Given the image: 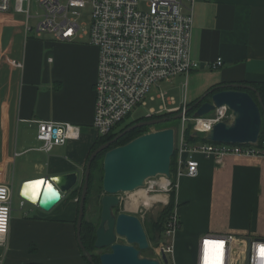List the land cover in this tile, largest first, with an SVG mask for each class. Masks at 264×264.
<instances>
[{
    "label": "crops",
    "instance_id": "crops-1",
    "mask_svg": "<svg viewBox=\"0 0 264 264\" xmlns=\"http://www.w3.org/2000/svg\"><path fill=\"white\" fill-rule=\"evenodd\" d=\"M191 56L201 69L188 82L199 94L219 84H264V0H197ZM220 58L223 66L209 67ZM98 60V48L88 42L39 39L24 33L22 17L0 14V184L13 190L3 264H87L76 235L79 202L71 192L50 212L32 204L36 209L24 217L16 219L13 212L17 186L18 193L31 181L53 186L57 176L85 171L99 138L93 128ZM37 120L74 124L81 136L45 152ZM194 157L198 175L183 169L174 190L181 224L173 241L174 264H196L205 234L264 238V155L228 156L222 164ZM163 197L167 203L170 194Z\"/></svg>",
    "mask_w": 264,
    "mask_h": 264
},
{
    "label": "built area",
    "instance_id": "built-area-1",
    "mask_svg": "<svg viewBox=\"0 0 264 264\" xmlns=\"http://www.w3.org/2000/svg\"><path fill=\"white\" fill-rule=\"evenodd\" d=\"M34 0H0V14H14L24 19V33L60 43L88 42L98 48V74L94 86L95 116L93 128L99 137L107 136L123 124L139 107L145 104L153 88H159L157 99L164 104L159 112L153 110L150 117L164 113H184L181 119V134L178 148L176 182L168 180L166 190H174L182 170L190 177L199 173L196 154L222 164L228 156H258L259 153L247 145H226L200 143L189 145L185 140L186 127L192 125V132L205 136L219 122L232 119L228 107L217 108L202 118L185 114L188 109L186 95L181 107L174 105L160 89L162 83L189 76L201 64L192 59L191 47L197 0H38L41 15L36 27L30 25L33 18ZM87 9L91 10L90 24H80ZM53 58L49 57L48 62ZM22 67V64H18ZM223 66L220 58L210 64L212 69ZM187 85L184 90L186 91ZM155 99V98H154ZM38 125V140L43 143L40 150L51 152L56 146L66 145L81 136V128L69 123L34 121ZM187 156V158H184ZM43 181V180H42ZM37 181L24 184L30 185ZM170 187V188H169ZM154 193V183H149ZM79 201V199H77ZM21 199V206L28 204ZM13 190L0 184V250L8 249L11 228ZM37 206V204H36ZM181 227L174 212L165 227L158 248V258L174 257V237ZM264 238L224 236L205 234L199 241L197 264H205L206 252L216 260L211 264H264ZM217 248L221 251H217ZM250 248V251H249ZM5 254L0 255V264ZM170 264V262L168 263Z\"/></svg>",
    "mask_w": 264,
    "mask_h": 264
},
{
    "label": "water",
    "instance_id": "water-1",
    "mask_svg": "<svg viewBox=\"0 0 264 264\" xmlns=\"http://www.w3.org/2000/svg\"><path fill=\"white\" fill-rule=\"evenodd\" d=\"M256 93L257 100L248 92ZM228 107L233 118L216 124L204 136L207 143L226 145H256L259 142L264 106L256 88L248 84H219L211 88L185 114L193 112L194 118H202L217 108ZM184 113L171 118L146 117L119 133L113 140L97 148L87 162L83 174L77 172L57 176L54 179L55 193L46 196L44 188L38 203L25 196L23 187L20 197L32 205L37 204L39 210L50 212L57 206L64 194L80 191L79 212L76 225L77 242L83 257L89 264H97L93 254L84 246L82 227L87 218V197L90 188V177L93 162L101 154L103 157V196L101 198V222L96 229V250H109L99 256V264H168V258L162 260L143 255L149 250L150 244L141 220L131 214H116L121 205V195L143 189L147 181L156 177L172 178L171 167L175 156L176 131L167 128L141 135L126 145L111 148L119 139L132 131L165 124L171 121H181ZM197 135V134H195ZM151 195V192H148ZM119 238L126 244L118 242ZM250 251V248H249Z\"/></svg>",
    "mask_w": 264,
    "mask_h": 264
},
{
    "label": "rangeland",
    "instance_id": "rangeland-1",
    "mask_svg": "<svg viewBox=\"0 0 264 264\" xmlns=\"http://www.w3.org/2000/svg\"><path fill=\"white\" fill-rule=\"evenodd\" d=\"M37 1L38 0H34L33 6H32L31 15H32L33 18L30 21V25L32 27H36V25L39 23V20H40L38 18V16L41 15V11L38 8ZM90 14H91V10L87 9L85 14H84V16L82 17L81 22H80L81 25L82 24H87V25L90 24ZM43 39L51 41V37H49L48 35H45L43 37ZM185 83H186V79L184 77L183 78L182 77H178V78L174 79L171 83H162L160 85V89L166 94V98L168 100H171L172 102L175 101L176 104H180L181 101L184 102V99H185V90H184V87H185L184 84ZM205 93L206 92H201L199 94L198 92H195V90H193L192 86L190 85V81L189 82L187 81L186 97H187L188 101H190L191 99H193L191 101H195V99L201 98ZM158 94H159V88H153L150 91V93L148 94V96L146 98V101H145V104L142 105L141 107L137 108L128 117V119L123 124H121V126L118 129V132L120 130L124 129L128 124H130L132 122H135L136 120H138L140 118L148 117L150 115V113L153 111V109L157 111L159 108H162L164 106V104H163V102L161 100L156 98ZM192 95H199V96H196V98H192L193 97ZM151 118H155V117L153 116ZM171 125H172L171 128L175 129V131H176V145H178L177 141L179 142L180 134H181V131H182L181 123L178 122V121H173V122H171ZM157 130H158L157 128L156 129L152 128L151 132H155ZM177 161H178V159H177ZM164 178L165 177H160L159 176V177H156V178L151 180L152 183H154L155 190H154V193H151L150 196H159V195L165 196L166 193H169V194L172 193V191L170 189H168V192L164 191L163 188H166L167 185L162 186V184H160L162 182V179H164ZM170 180L172 181V179H170ZM19 188L20 187L17 186V188L15 190V195H14L13 217H15L16 219L24 217L26 210H28L30 208L36 209L30 203L26 204L27 207L24 210L21 209V207H20V202H21L20 194H21V192L18 193ZM175 188H177V187H174V190H175ZM148 189H149V187L145 188V189H141V190L148 192ZM135 192L121 195V201L122 202H121L120 207L116 210V214H119V213L131 214V215H134V216L138 217L141 220V222H142V224L144 226V229L146 231L149 244H150V248L146 252V255L151 257V258H158V254L157 253H158V248H159V243H160L159 239L161 237L162 232L158 231V230L153 231V229H154V225L156 223L159 224V222H161L162 220H164V222H165V220H166L165 219L166 214H165V217H164L165 208H167L169 206L170 199H169V201L167 203H163V202L166 201V200H163L161 202H155L152 205H150L149 207L145 206L143 203H140V205L136 209H130L128 207V205L131 204V196H132L131 194H134ZM97 196L98 195H96V192H95V195L92 197L91 204L88 205V209H87V213H88L87 214V219L90 218L91 221H93L96 225L99 222L98 221L99 220L98 216L101 213V198L103 196V184H102V193L100 194L99 197H97ZM170 197H171V195H170ZM77 199H79V198H77ZM29 215L32 216L33 213L29 212ZM163 225H164V223H163ZM162 241L166 242L167 239L164 238ZM118 242L122 243V244H126L127 243L126 240L123 239V238H119ZM32 247H31V249H34ZM35 249L36 250H34L33 253H36L37 250H38L37 247ZM107 251L108 250H102L101 251V250H96L95 249V251H93V252L91 251V253L93 254V257L95 258V256H100L101 254H103V253H105ZM198 252H199V249L197 251V260H198V254H199ZM174 259H175L174 257H171V256L169 257L170 264H174ZM196 264H197V262H196Z\"/></svg>",
    "mask_w": 264,
    "mask_h": 264
},
{
    "label": "trees",
    "instance_id": "trees-1",
    "mask_svg": "<svg viewBox=\"0 0 264 264\" xmlns=\"http://www.w3.org/2000/svg\"><path fill=\"white\" fill-rule=\"evenodd\" d=\"M251 86L255 87L257 92L260 94L261 100H262V103H263V106H264V84H251ZM248 92L257 100L256 93L250 92V91H248ZM194 103L195 102H193L192 104H188V108L190 106H192ZM193 113H194V111L189 113V116H192ZM173 116H174L173 113H164V114H161V115H155L154 117L156 119V118H165V117L166 118H171ZM262 118H263V127H262V132H261V136H260L259 142L256 145H247V146L255 149L259 153V155H264V111H262ZM152 119H154V118H152ZM139 120L143 121V120H147V118L146 117L140 118L137 121H139ZM171 122H173V121H171ZM171 122H168V123H165V124H161V125H157V126H153V127L138 128V129L132 131L131 133L127 134L123 138L119 139V141H117L114 145H112L111 148H115V147H118V146L126 145L127 143H129L130 141L134 140L135 138L151 132L152 128H155V129L157 128L158 129L157 131L163 130V129H167V128H171L172 127ZM178 122L181 123V121H178ZM123 130L124 129L120 130L119 132H118V130H116L115 132H113V133H111V134H109L107 136L99 137L97 139V141L95 142V144H94L93 151L91 152V154L97 148L102 146L103 144L113 140ZM185 140H186V142L189 145H197V144H200V143H207L204 140V136L203 135H194V133L192 132V125L191 124L186 127ZM103 157H104V154L99 155L97 157V159L93 162V165H92V173H91V177H90V188H89V193H88L87 202H86L87 209H88V205L91 204L92 197L95 195V192H96V195H98L97 197H99L100 194L102 193ZM177 159H178V148H177L175 156H174V158L172 160L171 173H172V181H173V183L176 182V174H177V168H178ZM80 191L81 190L79 189L77 191L72 192L73 197L76 198V199L79 198L80 197L79 196L80 195ZM170 195H171L170 203H169V206L167 208H165V213H164V217H165V214H166L165 222H164V220H162L161 222H159V224L156 223L154 225V229L152 228L153 231L158 230V231L162 232L161 237H160L159 240H162L163 233L165 231V227H166V224L168 222V219L174 213V209H175V192H174V190L172 191V193ZM163 223H164V225H163ZM96 229H97V225L93 221H91L90 218L89 219H87V218L84 219L83 227H82V239H83L84 246L86 247V249L89 252L95 251V246L94 245H95V241H96ZM32 248H34V249H31V252H34V250H36L35 249L36 246L33 245ZM146 252L147 251L143 252V255L146 256V257H149V256L146 255ZM84 259L87 262V259L85 257H84ZM94 259H95V262L97 264L100 263L99 262V256H95ZM87 264H89V263L87 262Z\"/></svg>",
    "mask_w": 264,
    "mask_h": 264
},
{
    "label": "bare ground",
    "instance_id": "bare-ground-1",
    "mask_svg": "<svg viewBox=\"0 0 264 264\" xmlns=\"http://www.w3.org/2000/svg\"><path fill=\"white\" fill-rule=\"evenodd\" d=\"M172 179V178H171ZM152 179L147 181V185L145 188L149 187V183L152 182ZM38 182V181H37ZM43 183H41L39 185V187H36V182L31 183L30 185H26L25 189H24V194L26 197H28L29 199H31L34 203H38L39 201V197L41 194V191L46 188L45 190V195H51L55 193V187H53L52 185H50V183H47L45 185L46 181H42ZM168 182L167 179H163L162 182L160 184H162V186H165ZM143 188V189H145ZM176 189V188H175ZM150 191V189H148V192ZM147 191H143V190H137L134 194H131V204L128 205V207L130 209H136L140 203H143L145 206L149 207L150 205H152L155 202H161L163 200H165L166 198H164L163 196H150L148 194ZM175 212V211H174ZM217 251H221L220 249L217 248ZM216 260L215 256L212 255L211 252L207 251L206 252V258H205V264H211L212 262H214Z\"/></svg>",
    "mask_w": 264,
    "mask_h": 264
},
{
    "label": "flooded vegetation",
    "instance_id": "flooded-vegetation-1",
    "mask_svg": "<svg viewBox=\"0 0 264 264\" xmlns=\"http://www.w3.org/2000/svg\"><path fill=\"white\" fill-rule=\"evenodd\" d=\"M143 121H145V120H143ZM139 122H141V120H139V121H135V122H132V123H130V124H128L125 128H124V130L126 129V128H129V127H131V126H133V125H135V124H137V123H139ZM121 133V132H120ZM118 209V208H117ZM98 218H99V222H98V224H97V227L99 226V224H100V222H101V213H100V215L98 216ZM108 250V249H107ZM109 251V250H108ZM148 251V250H147Z\"/></svg>",
    "mask_w": 264,
    "mask_h": 264
},
{
    "label": "snow or ice",
    "instance_id": "snow-or-ice-1",
    "mask_svg": "<svg viewBox=\"0 0 264 264\" xmlns=\"http://www.w3.org/2000/svg\"><path fill=\"white\" fill-rule=\"evenodd\" d=\"M41 183H43L42 181H38V182H36V187H39V185L41 184ZM260 252H261V254L262 255H264V247H262L261 249H260Z\"/></svg>",
    "mask_w": 264,
    "mask_h": 264
}]
</instances>
